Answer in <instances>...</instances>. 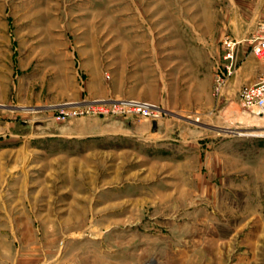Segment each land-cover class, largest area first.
<instances>
[{"label": "rangeland", "instance_id": "rangeland-1", "mask_svg": "<svg viewBox=\"0 0 264 264\" xmlns=\"http://www.w3.org/2000/svg\"><path fill=\"white\" fill-rule=\"evenodd\" d=\"M262 19L264 0H0V264H264V118L238 103ZM130 100L155 133L114 116Z\"/></svg>", "mask_w": 264, "mask_h": 264}, {"label": "built area", "instance_id": "built-area-1", "mask_svg": "<svg viewBox=\"0 0 264 264\" xmlns=\"http://www.w3.org/2000/svg\"><path fill=\"white\" fill-rule=\"evenodd\" d=\"M233 42L229 38L223 40L225 46L226 55L225 58L229 60V65L226 67L227 74L230 75L234 71L233 57L234 46ZM249 44L251 47V53L255 59L261 64L263 72L258 77L257 81L243 86L238 94V103L243 110H257L262 114L264 112V19L260 20L255 28V31L249 38ZM259 112V113H260ZM135 114L143 118H150L151 120L158 119L156 112L153 110V106L147 102L141 101H128L123 109H116L114 116L124 117L127 114Z\"/></svg>", "mask_w": 264, "mask_h": 264}, {"label": "crops", "instance_id": "crops-1", "mask_svg": "<svg viewBox=\"0 0 264 264\" xmlns=\"http://www.w3.org/2000/svg\"><path fill=\"white\" fill-rule=\"evenodd\" d=\"M254 61H255V60H254ZM258 67L260 68V72L258 73V75H257L255 81H257L258 77H259V76L262 74V72H263L262 66L259 65ZM117 121H118V120H117ZM117 123L120 124L119 121H118ZM158 128H159V124H158V122L156 123V127L153 129V128H152V121H151L150 124H149V129H148V130H150L151 133H155V132L158 130Z\"/></svg>", "mask_w": 264, "mask_h": 264}, {"label": "water", "instance_id": "water-1", "mask_svg": "<svg viewBox=\"0 0 264 264\" xmlns=\"http://www.w3.org/2000/svg\"><path fill=\"white\" fill-rule=\"evenodd\" d=\"M156 127V121H152V128L154 129Z\"/></svg>", "mask_w": 264, "mask_h": 264}, {"label": "bare ground", "instance_id": "bare-ground-1", "mask_svg": "<svg viewBox=\"0 0 264 264\" xmlns=\"http://www.w3.org/2000/svg\"><path fill=\"white\" fill-rule=\"evenodd\" d=\"M263 118H264V112H263ZM156 121V120H155ZM261 132V131H260ZM240 134V133H239Z\"/></svg>", "mask_w": 264, "mask_h": 264}]
</instances>
